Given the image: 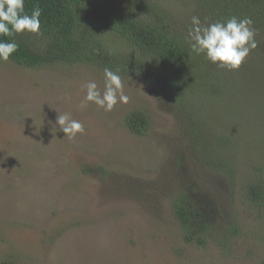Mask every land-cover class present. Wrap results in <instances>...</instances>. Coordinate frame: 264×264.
<instances>
[{
  "label": "rangeland",
  "instance_id": "rangeland-1",
  "mask_svg": "<svg viewBox=\"0 0 264 264\" xmlns=\"http://www.w3.org/2000/svg\"><path fill=\"white\" fill-rule=\"evenodd\" d=\"M150 1L189 20L180 0ZM255 40L238 70L221 71L218 96L187 100L195 135L171 95L137 77H121L126 104L81 110L89 81L103 91L95 66L0 62V263L262 264L264 199L243 195L249 180L264 192V36ZM64 113L85 129L71 141L56 123ZM131 113L147 121L140 134ZM217 161L231 180L207 166ZM183 198L208 228L202 245L175 217Z\"/></svg>",
  "mask_w": 264,
  "mask_h": 264
},
{
  "label": "trees",
  "instance_id": "trees-1",
  "mask_svg": "<svg viewBox=\"0 0 264 264\" xmlns=\"http://www.w3.org/2000/svg\"><path fill=\"white\" fill-rule=\"evenodd\" d=\"M178 3L190 12L189 20L180 21L150 0H25L28 14L36 5L42 9L41 34H19L0 39L17 42L18 50L9 62L20 67L90 64L101 71L109 68L120 77H137L165 90L184 115L188 114L195 135L199 124L188 110L187 100L193 94L197 95L196 92L206 98H215L224 86L220 79L223 68L214 71L216 65L190 50L188 32L191 18L198 16L202 24H209L232 16L238 19L247 17L258 31L255 36L259 33L264 36V0H180ZM262 43L258 44L262 46ZM246 90L249 89L245 84L239 92L245 93ZM126 124L132 132L140 134L147 121L140 113H131L126 117ZM216 151L211 161L221 159L222 146L219 145ZM217 162L207 166L225 172L231 180L234 173L231 167L225 161ZM257 184L249 180V184L244 185L247 194L243 192V195L253 204L264 199V192ZM174 213L188 232L186 240H195L202 245V235L208 228L203 222L199 225L194 223L202 217L200 209L187 204V199L183 198L174 204ZM193 231L196 235H191Z\"/></svg>",
  "mask_w": 264,
  "mask_h": 264
},
{
  "label": "clouds",
  "instance_id": "clouds-1",
  "mask_svg": "<svg viewBox=\"0 0 264 264\" xmlns=\"http://www.w3.org/2000/svg\"><path fill=\"white\" fill-rule=\"evenodd\" d=\"M42 9L36 5L30 14L25 11V0H0V37L12 38L19 34L40 35ZM250 18L238 19L235 16L225 21L202 24L198 16L190 20L188 32L189 47L197 56L203 55L211 64L229 71H236L257 47L255 29ZM19 45L14 39H0V62H9ZM103 91L94 81L86 85V94L80 103L81 110L89 103L105 112H110L118 104H126L128 96L124 94V84L120 75L109 69L103 70ZM59 129L68 140H74L83 134V124L72 118L69 113L58 115Z\"/></svg>",
  "mask_w": 264,
  "mask_h": 264
}]
</instances>
